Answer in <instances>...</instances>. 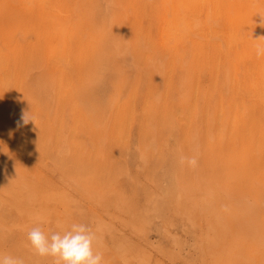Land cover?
<instances>
[{"label": "rangeland", "instance_id": "374dc122", "mask_svg": "<svg viewBox=\"0 0 264 264\" xmlns=\"http://www.w3.org/2000/svg\"><path fill=\"white\" fill-rule=\"evenodd\" d=\"M31 1L0 0V255L85 223L102 264H264V0Z\"/></svg>", "mask_w": 264, "mask_h": 264}, {"label": "clouds", "instance_id": "9594fccd", "mask_svg": "<svg viewBox=\"0 0 264 264\" xmlns=\"http://www.w3.org/2000/svg\"><path fill=\"white\" fill-rule=\"evenodd\" d=\"M22 120L27 124L31 119L24 115ZM188 163L195 166V158ZM46 222L43 217L37 220L38 225ZM27 239L35 254L53 257L55 264H102V253L94 248L96 236L88 224L73 223L67 229L61 226V231L50 236L40 226H35L27 232ZM0 264H24V261L11 255H0Z\"/></svg>", "mask_w": 264, "mask_h": 264}, {"label": "bare ground", "instance_id": "6f19581e", "mask_svg": "<svg viewBox=\"0 0 264 264\" xmlns=\"http://www.w3.org/2000/svg\"><path fill=\"white\" fill-rule=\"evenodd\" d=\"M28 1H29V0H28ZM33 1H34V0H33ZM30 2H32V1L30 0ZM34 2H35V1H34ZM209 2H210V1H209ZM28 3H29V2H28ZM43 3H44V2H43ZM45 3H47V2H45ZM188 3H189V2H188ZM227 3H228V1H227ZM25 4H26V3H25ZM34 4H35V3H34ZM203 4H204V3H203ZM263 4H264V3H263ZM200 5H201V4H200ZM23 6H24V5H23ZM23 6H22V7H23ZM49 6H50V5H49ZM189 6H190V5H189ZM24 7H25V9H27V8H26V5H25ZM40 7H42V6H40ZM44 7H45V6H44ZM20 8H21V7H20ZM179 8H180V7H179ZM225 8H226V7H225ZM228 8H229V7H228ZM230 8H231V7H230ZM28 9H29V8H28ZM170 9H171V8H170ZM176 9H177V8H176ZM185 9H186V7H185ZM164 10H165V9H164ZM168 10H169V9H168ZM182 10H184V9H182ZM209 10L211 11V9H209ZM223 10H224V9H223ZM26 11H27V10H26ZM178 11H180V10H178ZM246 11H247V10H246ZM1 12H2V11H1ZM164 12L166 13V11H164ZM172 12H173V11H172ZM172 12L170 11V13H172ZM185 12H186V11H185ZM224 12H225V10H224ZM236 12H238V11H236ZM157 13H158V12H157ZM180 13H181V12H180ZM226 13H228V12H226ZM167 14H168V12L166 13V15H167ZM183 14H184V13H183ZM231 14H232V13H231ZM176 15H177V14H176ZM237 15H238V14H237ZM168 16H169V15H168ZM163 17H164V16H163ZM175 17H176V16H175ZM208 17H209V16H208ZM237 17H238V16H237ZM166 18H167V17H166ZM182 18H183V17H182ZM235 18H236V17H235ZM235 18H234V19H235ZM238 18H239V17H238ZM168 19H169V18H168ZM174 19H176V18H174ZM199 19H200V18H199ZM242 19H243V18H242ZM166 21H167V20H166ZM166 21H164L163 23L165 24ZM186 21H187V20H186ZM216 21H218V20H216ZM234 21H235V20H234ZM167 22H168V21H167ZM173 22H174V21H173ZM197 22L199 23V21H197ZM235 22H236V21H235ZM238 22H240V21H238ZM244 22H245V21H244ZM163 23H162V24H163ZM181 23H182V22H181ZM186 23H187V22H186ZM195 23H196V22H195ZM195 23H194V24H195ZM198 23H197V24H198ZM226 23H227V22H226ZM229 23H230V22H229ZM236 23H237V22H236ZM162 24H161V25H162ZM164 24H163V25H164ZM166 24H168V23H166ZM169 24H170V23H169ZM195 25H196V24H195ZM195 25H194V26H195ZM218 25H219V24H218ZM232 25H234V23H233ZM232 25H231V26H232ZM174 26H176V25H174ZM216 26H217V25H216ZM219 26H220V25H219ZM245 26H246V25H245ZM177 27H178V26H177ZM186 27H187V25H186ZM196 27H197V26H196ZM209 27H210V26H209ZM225 27H226V26H225ZM228 27H229V25H228ZM192 28H193V27H192ZM210 28H211V27H210ZM230 28H231V27H230ZM196 29H198V28H196ZM227 29H229V28H227ZM231 29H232V28H231ZM235 29H236V28H235ZM238 30H239V29H238ZM240 30H241V29H240ZM244 30H245V29H244ZM167 31H168V30H167ZM193 31H194V29H193ZM196 31H197V30H196ZM229 31H231V30H229ZM155 32H156V31H155ZM161 32H162V31H161ZM176 32H177V31H176ZM244 32H245V31H244ZM170 33L172 34V32H170ZM229 33H230V32H229ZM242 33H243V32H242ZM155 34L158 35L159 33H158V34L155 33ZM162 34H163V32H162ZM164 35H165V34H164ZM172 35H173V34H172ZM186 35H187V34H186ZM230 35H231V34H230ZM230 35H229L228 37H230ZM179 36H180V35H179ZM187 36H190V34L188 33ZM233 36H234V34H233ZM238 36H239V34H238ZM158 37H160V35H159ZM176 37H177V36H176ZM216 37H217V36H216ZM236 37H237V36H236ZM160 38H161V37H160ZM157 39H158V38H157ZM161 39H162V38H161ZM186 39H188V38H186ZM211 39H212V38H211ZM235 39H237V38H234V40H235ZM162 40H163V39H162ZM173 40H174V39H173ZM178 40H179V39H178ZM249 40H250V38H249ZM145 41H146V40H145ZM163 41H165V40H163ZM168 41H169V39H168ZM230 41H231V40H230ZM230 41H229V42H230ZM244 41H245V40H244ZM160 42L162 43V41H160ZM181 42H182V41H181ZM188 42H190V41H188ZM234 42H235V41H234ZM164 43H165V42H164ZM164 43H163V44H164ZM253 43H254V41H253ZM262 43H263V42H262ZM172 44L174 45V43H172ZM187 44H188V43H187ZM232 44H233V43H232ZM164 45H165V44H164ZM167 45H168V44H167ZM239 45H240V44H239ZM162 46H163V45H162ZM188 46H189V45H188ZM163 47H164V46H163ZM224 47H225V46H224ZM165 48H166V47H165ZM170 48H171V47H170ZM231 49H232V48H231ZM165 50H166V49H165ZM171 50H172V49H171ZM236 50H237V49H236ZM245 50H246V49H245ZM238 51H239V50H237V51H235V52H238ZM163 52H164V51H163ZM168 52H169V51H168ZM228 52H229V51H228ZM245 52H246V51H245ZM232 53H233V52H232ZM238 53H239V52H238ZM233 54H234V53H233ZM233 54H232V55H233ZM227 55H229V53H228ZM234 56H235V55H234ZM234 56H233V57H234ZM207 57H208V56H207ZM243 57H244V55L242 56V58H243ZM234 59H235V58H234ZM247 59H248V58H247ZM247 59H245V60L247 61ZM243 60H244V59H243ZM245 60H244V62H245ZM249 61H250V60H249ZM251 61H252V60H251ZM242 62H243V61H242ZM234 63L236 64V61H235ZM245 63H246V62H245ZM243 64H244V63H243ZM243 64H240V65H243ZM253 64H254V63H253ZM240 65H239V66H240ZM256 66H257V65H256ZM50 67H51V66H50ZM232 67H233V66H232ZM236 67H237V65H236ZM240 67H242V66H240ZM244 67H245V64H244ZM242 68H243V67H242ZM260 70H261V68H260ZM227 71H228V70H227ZM236 71H237V70H236ZM248 71H249V70H248ZM250 71H251V70H250ZM220 72H221V71H220ZM1 73H2V72H1ZM233 73H234V72H233ZM236 74H237V73H236ZM236 76H237V75H236ZM248 77H250V76H248ZM235 78H236V77H235ZM258 78H260V77H258ZM237 79H238V77H237ZM263 79H264V78H263ZM256 80H257V79H256ZM261 80H262V79H261ZM235 81H236V80H235ZM247 82H248V81H247ZM249 82H250V81H249ZM249 82H248V83H249ZM236 84H237V83H236ZM256 84H257V83H256ZM258 84H259V83H258ZM247 85H249V84H247ZM235 86H236V85H235ZM258 86H259V85H258ZM259 87H260V86H259ZM255 88H256V87H255ZM256 89H258V88H256ZM253 90H254V89H253ZM256 101H257V100H256Z\"/></svg>", "mask_w": 264, "mask_h": 264}]
</instances>
